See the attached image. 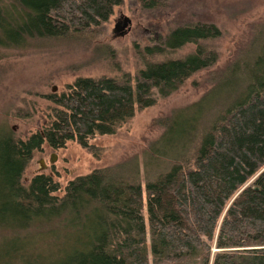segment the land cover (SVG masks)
Segmentation results:
<instances>
[{
	"label": "trees",
	"instance_id": "trees-1",
	"mask_svg": "<svg viewBox=\"0 0 264 264\" xmlns=\"http://www.w3.org/2000/svg\"><path fill=\"white\" fill-rule=\"evenodd\" d=\"M136 1L154 11L171 0ZM123 2L0 0V51L91 42ZM221 35L212 23L177 25L138 51L136 76L78 77L48 96L42 131L21 139L0 127V264H264V31L213 89L161 120L142 161L78 176L62 196L50 175L22 181L44 144L98 156L96 137L212 67Z\"/></svg>",
	"mask_w": 264,
	"mask_h": 264
},
{
	"label": "rangeland",
	"instance_id": "rangeland-1",
	"mask_svg": "<svg viewBox=\"0 0 264 264\" xmlns=\"http://www.w3.org/2000/svg\"><path fill=\"white\" fill-rule=\"evenodd\" d=\"M125 16L131 19V29L117 36V21ZM189 22L212 23L221 30V37L210 43L218 53L212 67L196 73L155 105L138 109L115 134L96 137L92 143L98 148V156L75 142L58 150L44 144L34 153L23 183L29 184L37 174L50 175L60 186L57 195L62 196L67 184L78 176L121 161H142L163 131L161 120L213 89L214 77L235 64L264 31V0H171L166 9L154 11L145 10L136 0H124L91 42L59 39L43 41L30 49L1 50L0 127L25 139L48 125L52 109L48 96L61 94L78 77L136 76L143 68L138 51L153 45L177 25ZM194 49L187 45L175 56L183 57Z\"/></svg>",
	"mask_w": 264,
	"mask_h": 264
},
{
	"label": "water",
	"instance_id": "water-1",
	"mask_svg": "<svg viewBox=\"0 0 264 264\" xmlns=\"http://www.w3.org/2000/svg\"><path fill=\"white\" fill-rule=\"evenodd\" d=\"M131 29V19L129 17H123V22L119 24H116L115 27V34L117 36H124L126 35Z\"/></svg>",
	"mask_w": 264,
	"mask_h": 264
},
{
	"label": "flooded vegetation",
	"instance_id": "flooded-vegetation-1",
	"mask_svg": "<svg viewBox=\"0 0 264 264\" xmlns=\"http://www.w3.org/2000/svg\"><path fill=\"white\" fill-rule=\"evenodd\" d=\"M123 22V18L122 19H120L119 21H117V24H119L120 25V23H122Z\"/></svg>",
	"mask_w": 264,
	"mask_h": 264
}]
</instances>
